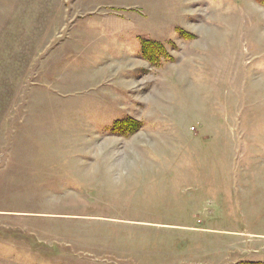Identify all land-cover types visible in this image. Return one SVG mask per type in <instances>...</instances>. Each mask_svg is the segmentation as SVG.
I'll use <instances>...</instances> for the list:
<instances>
[{"label": "rangeland", "instance_id": "1", "mask_svg": "<svg viewBox=\"0 0 264 264\" xmlns=\"http://www.w3.org/2000/svg\"><path fill=\"white\" fill-rule=\"evenodd\" d=\"M0 264H264V6L0 0Z\"/></svg>", "mask_w": 264, "mask_h": 264}, {"label": "trees", "instance_id": "2", "mask_svg": "<svg viewBox=\"0 0 264 264\" xmlns=\"http://www.w3.org/2000/svg\"><path fill=\"white\" fill-rule=\"evenodd\" d=\"M256 1L264 6V0H256ZM142 40H143V50H142L143 56L153 64H157L160 58L165 53L164 46L158 42L150 40L147 37H142ZM140 126L141 125L138 121L129 119V120L116 122L114 130L116 132L133 133L136 132L140 128Z\"/></svg>", "mask_w": 264, "mask_h": 264}]
</instances>
